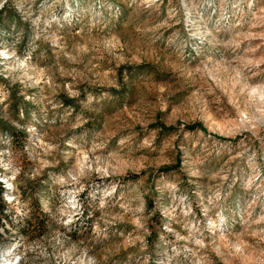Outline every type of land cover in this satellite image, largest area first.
Segmentation results:
<instances>
[{"label":"rangeland","instance_id":"374dc122","mask_svg":"<svg viewBox=\"0 0 264 264\" xmlns=\"http://www.w3.org/2000/svg\"><path fill=\"white\" fill-rule=\"evenodd\" d=\"M0 184V264H264V0H0Z\"/></svg>","mask_w":264,"mask_h":264},{"label":"trees","instance_id":"16d2710c","mask_svg":"<svg viewBox=\"0 0 264 264\" xmlns=\"http://www.w3.org/2000/svg\"><path fill=\"white\" fill-rule=\"evenodd\" d=\"M187 129L188 130H193L194 128L193 127H188ZM169 130L170 129L163 130V131H169ZM0 193L1 194L2 193L3 194L5 193L6 195L8 194L7 190L3 186H1V184H0ZM5 213H6V205L3 202V197L0 196V227L3 226V222L5 221V218L7 217ZM30 215L33 216V217L35 216V214H32V213ZM34 220L36 221V224L34 225L33 228H36V229H40L41 228V230H39V232L42 233L43 232L42 228L44 227L43 219H37V218H35ZM24 223H25V226H27V230L29 228H31V225L32 224H30L31 223L30 220H26ZM22 231H23V233H25L26 235H28L27 232H25L24 230H22ZM0 240H1V235H0Z\"/></svg>","mask_w":264,"mask_h":264}]
</instances>
